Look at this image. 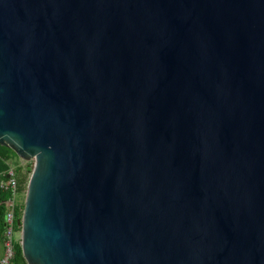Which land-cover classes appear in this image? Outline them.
I'll return each instance as SVG.
<instances>
[{
	"label": "water",
	"instance_id": "95a60500",
	"mask_svg": "<svg viewBox=\"0 0 264 264\" xmlns=\"http://www.w3.org/2000/svg\"><path fill=\"white\" fill-rule=\"evenodd\" d=\"M0 145L26 264H264V0H0Z\"/></svg>",
	"mask_w": 264,
	"mask_h": 264
},
{
	"label": "trees",
	"instance_id": "16d2710c",
	"mask_svg": "<svg viewBox=\"0 0 264 264\" xmlns=\"http://www.w3.org/2000/svg\"><path fill=\"white\" fill-rule=\"evenodd\" d=\"M12 170L17 183V193H22L26 189L29 175L31 173V165H19L18 157L8 147L0 145V184L7 181V174ZM11 199L10 190H4L0 186V261L4 254V232L6 229L5 216L8 212L7 202ZM23 203H16L13 209L12 231H20V220L22 216ZM8 264H26L20 249L18 240L13 239L12 257Z\"/></svg>",
	"mask_w": 264,
	"mask_h": 264
},
{
	"label": "built area",
	"instance_id": "2783aa9c",
	"mask_svg": "<svg viewBox=\"0 0 264 264\" xmlns=\"http://www.w3.org/2000/svg\"><path fill=\"white\" fill-rule=\"evenodd\" d=\"M7 175H8L7 181L0 184V186L4 190H10L11 193V199L8 200L7 202L8 212L6 213L5 216L6 229L4 232V240H3L4 255L0 261V264H8L9 260L12 257L13 239L18 241L20 240V231L14 232L12 231L11 228L12 220H13V209L16 204V196L18 194L17 183L12 170H10Z\"/></svg>",
	"mask_w": 264,
	"mask_h": 264
},
{
	"label": "rangeland",
	"instance_id": "374dc122",
	"mask_svg": "<svg viewBox=\"0 0 264 264\" xmlns=\"http://www.w3.org/2000/svg\"><path fill=\"white\" fill-rule=\"evenodd\" d=\"M18 163H19V165H25L26 163H29L31 165V168H32V165H33V161L26 162V161H23V160H21L19 158H18ZM24 198H25V191L22 192V193H18L17 196H16V203H23L24 202Z\"/></svg>",
	"mask_w": 264,
	"mask_h": 264
}]
</instances>
